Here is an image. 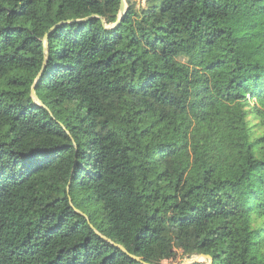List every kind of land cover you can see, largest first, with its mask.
Masks as SVG:
<instances>
[{
  "label": "trees",
  "instance_id": "16d2710c",
  "mask_svg": "<svg viewBox=\"0 0 264 264\" xmlns=\"http://www.w3.org/2000/svg\"><path fill=\"white\" fill-rule=\"evenodd\" d=\"M125 3L0 0V264H264V0Z\"/></svg>",
  "mask_w": 264,
  "mask_h": 264
},
{
  "label": "rangeland",
  "instance_id": "374dc122",
  "mask_svg": "<svg viewBox=\"0 0 264 264\" xmlns=\"http://www.w3.org/2000/svg\"><path fill=\"white\" fill-rule=\"evenodd\" d=\"M125 5H126V3L124 0V7H125ZM249 118H251V121L253 123L257 122V119H254L251 116ZM263 131H264V129H263ZM193 260H195V263H199V264H210L208 258L203 257V256H199V255H192V256L179 255L173 262H168L166 264H188V263H191Z\"/></svg>",
  "mask_w": 264,
  "mask_h": 264
},
{
  "label": "water",
  "instance_id": "95a60500",
  "mask_svg": "<svg viewBox=\"0 0 264 264\" xmlns=\"http://www.w3.org/2000/svg\"><path fill=\"white\" fill-rule=\"evenodd\" d=\"M120 12H121V13L124 12V0H120ZM46 37H47V35H45V38H46ZM39 77H40V75L38 76V79H39ZM32 90H33V88H32ZM196 255H199V256H203V257L209 258V262H210V264H211V258H210L209 256L204 255V254H200V253H198V254H196ZM193 263H195V260H193L191 263H188V264H193Z\"/></svg>",
  "mask_w": 264,
  "mask_h": 264
}]
</instances>
